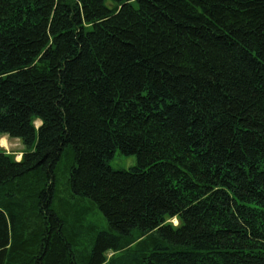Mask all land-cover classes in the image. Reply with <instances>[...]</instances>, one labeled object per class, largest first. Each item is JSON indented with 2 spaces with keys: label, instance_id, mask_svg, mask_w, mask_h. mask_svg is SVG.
<instances>
[{
  "label": "trees",
  "instance_id": "16d2710c",
  "mask_svg": "<svg viewBox=\"0 0 264 264\" xmlns=\"http://www.w3.org/2000/svg\"><path fill=\"white\" fill-rule=\"evenodd\" d=\"M2 136L0 264H264V0H0Z\"/></svg>",
  "mask_w": 264,
  "mask_h": 264
},
{
  "label": "rangeland",
  "instance_id": "374dc122",
  "mask_svg": "<svg viewBox=\"0 0 264 264\" xmlns=\"http://www.w3.org/2000/svg\"><path fill=\"white\" fill-rule=\"evenodd\" d=\"M34 125L37 128L39 127L40 123L36 122ZM1 139L2 140L4 139V141L6 142L4 145H1V141H2ZM0 148L6 154L14 157L16 161L21 160V156H22L21 153L23 152L24 147L22 146L19 140L8 139L7 137L2 136L0 137ZM135 164H136V160L133 156L126 157L118 152L115 154L113 159L109 162V165L113 170H126V169H129L130 167L135 166ZM170 222L175 226L177 225V220H171L169 221V223Z\"/></svg>",
  "mask_w": 264,
  "mask_h": 264
},
{
  "label": "bare ground",
  "instance_id": "6f19581e",
  "mask_svg": "<svg viewBox=\"0 0 264 264\" xmlns=\"http://www.w3.org/2000/svg\"><path fill=\"white\" fill-rule=\"evenodd\" d=\"M38 128V127H37ZM2 140V139H1ZM6 142L4 141V139L1 141V145H4Z\"/></svg>",
  "mask_w": 264,
  "mask_h": 264
}]
</instances>
